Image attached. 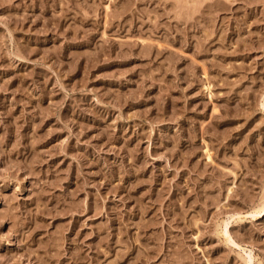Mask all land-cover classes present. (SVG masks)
Masks as SVG:
<instances>
[{
    "label": "rangeland",
    "instance_id": "1",
    "mask_svg": "<svg viewBox=\"0 0 264 264\" xmlns=\"http://www.w3.org/2000/svg\"><path fill=\"white\" fill-rule=\"evenodd\" d=\"M0 264H264V0H0Z\"/></svg>",
    "mask_w": 264,
    "mask_h": 264
}]
</instances>
